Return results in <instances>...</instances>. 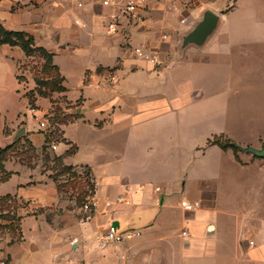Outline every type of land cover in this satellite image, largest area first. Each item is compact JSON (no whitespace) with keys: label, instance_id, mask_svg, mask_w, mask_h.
Segmentation results:
<instances>
[{"label":"crops","instance_id":"1","mask_svg":"<svg viewBox=\"0 0 264 264\" xmlns=\"http://www.w3.org/2000/svg\"><path fill=\"white\" fill-rule=\"evenodd\" d=\"M139 1L142 7L132 16L123 12L124 0L107 6L101 0H0L1 25L30 34L36 46L52 55L65 88L53 91L52 98L65 102L63 111L71 118L61 125L58 141L51 143L55 149L50 144L47 150L72 171L90 169L98 207L86 219L77 201L66 197L48 173L14 159L5 161L11 175L0 183V197L11 195L22 204L17 211L19 236L0 248L6 264H134L133 243L124 240L100 248L98 233L114 225L118 232L139 230L141 244L166 243L171 222L189 211L182 201L198 202L196 217L207 223L201 235L185 238L180 232L188 252L207 249L208 244L203 256L214 255L210 248L218 233L233 229L213 221L218 211L210 190L202 191L200 199L186 200L182 195L188 188L186 174L200 166L197 152L228 151L208 143L216 135L214 118L225 115L227 108L207 99V86L213 80L210 62L223 58L232 45L258 41L254 34L235 31L229 19L264 15V0ZM206 10L220 16L212 38L201 46L182 47V36ZM110 23L116 25L115 31L108 29ZM135 48L157 56L160 64L138 57ZM35 58L18 46L0 43L1 148L14 143L13 135L20 128H24L20 139L30 141L37 151L50 134L36 125L40 116L50 114V102L42 97L47 108L30 110L22 87L26 81L28 86L34 82L20 80L29 77L21 71L22 65ZM217 65L225 68L224 61ZM108 71L118 79L113 85L105 81ZM255 140L247 145L259 148ZM161 167H169L172 176H160ZM216 170H204L198 180L214 181L221 176ZM121 193V202L106 206ZM177 193L179 206L171 202ZM243 213V208L236 213L234 224L238 264H264V220L248 221L251 235H243L236 230ZM183 230L189 233L188 228ZM139 261L148 263L145 257Z\"/></svg>","mask_w":264,"mask_h":264},{"label":"rangeland","instance_id":"2","mask_svg":"<svg viewBox=\"0 0 264 264\" xmlns=\"http://www.w3.org/2000/svg\"><path fill=\"white\" fill-rule=\"evenodd\" d=\"M229 22L235 31L254 34L255 37L257 36L258 41L240 46L232 45L223 58L213 57L214 60H211L210 73L212 76L210 77H213L214 81L212 80L207 86V99L213 100L216 107L223 104L227 107L225 115H216L212 129L214 134H216L215 136L220 135L219 140L221 142L227 140L234 144L240 142L238 145L245 147L248 146V143L254 145L257 138L258 147L264 148V15H254L247 20H241L236 17L229 19ZM212 36L211 34L206 42L210 41ZM221 61L225 63L224 69L217 67V63H221ZM43 65V59L36 55L35 59H30L28 63L22 65L21 71H27V76L29 77L20 76V80L25 81L31 78L34 82L31 86H28L26 85L28 81H26L22 87L26 96L32 100L31 105H28L30 110L47 108V103L40 99L42 97L50 102V114L40 117L47 122L45 130H49L51 138L57 140L60 137L61 124L59 122H66L71 116L66 115L65 111H63L66 106L63 100L52 98L54 94L50 87H42L39 83H35L34 79L36 77L46 78L54 74L53 72L39 73ZM55 107L58 108L55 111L57 114L52 110ZM27 117L32 118L28 113ZM36 125L39 126L38 122ZM219 132L225 133L218 134ZM25 141L26 139L19 138L10 146L14 145L15 151L26 153L24 161L26 160V164L30 167H35L43 173H48L52 179L56 177L54 180L57 187L60 191L66 192V197H73L77 201V198L80 197L78 193L83 191L81 200L77 202L81 206L93 195L91 189L94 188V182L92 179L90 180V174L86 175V169L81 168L76 171L62 173L59 171L60 169L55 168V163L52 160L56 155L52 151L47 150V148L46 150L40 149L37 151L34 149V151H29L28 144ZM236 148V150L228 148L229 152H221L217 148H209L203 155L197 152L196 155L200 160V166H195L194 171L188 172L185 176V179L189 180L191 175H193V180L190 182L186 181L185 187L188 188L182 196L186 200L196 197L200 199L202 191L210 190L214 194V208L218 211V213L214 212L213 221L218 223V225L219 223L233 225V229L218 233L216 239L213 240L210 249L213 250L212 254L214 255L203 256V252L209 249L208 244L206 245L207 249L202 247L196 251L188 252L186 244L181 242L182 239H180L179 234L183 229L188 228L190 235L197 236L201 235V232L207 227V223L204 220H199L196 217L198 208H195L184 211L182 218H175L171 222L170 231L175 234L172 235L166 229V243L151 240L141 244L139 242L142 236L141 232L135 239L127 240L133 243L131 249L135 255L134 264H142L139 261L141 257H145L148 261V263L144 264H238L240 255H237L233 240L236 213L243 208L244 213L240 215L236 223V230L238 229L240 233L242 231L243 235H251L248 233L250 229L246 225L248 221L264 220V157H257L251 153L241 151L237 146ZM206 159L209 160V164L206 163ZM217 162L219 163L218 166ZM211 163L217 164L213 167ZM212 168L214 170L218 168L221 176L212 182L198 180L202 179L204 170H211ZM157 169L162 174L160 176L164 178L172 176V171L169 167ZM79 188L81 190H78ZM180 198V194H173L171 202L179 206ZM21 205L17 201L15 208L10 207L8 211L0 212L1 217L8 216L12 220L0 217V248H4L12 236H17L18 234L19 216L17 211ZM148 210L156 212V207H150ZM120 224L122 226L123 221ZM155 235L157 234H152V236ZM246 243L249 244V241L246 240Z\"/></svg>","mask_w":264,"mask_h":264},{"label":"trees","instance_id":"3","mask_svg":"<svg viewBox=\"0 0 264 264\" xmlns=\"http://www.w3.org/2000/svg\"><path fill=\"white\" fill-rule=\"evenodd\" d=\"M0 43H6V44H9L11 46H18L20 49H22V51L27 56H29V55L40 56L44 61V65L42 66L39 73H51V72H53L54 74L49 75L46 78L36 77V79H34L35 83H39L42 87H50L52 92L53 91L62 92L65 90V88L61 85L62 78L60 77V74L58 73L57 68L52 65V55L50 53H48L44 48L36 46L32 36L30 34H28L26 32H22V31L6 30L0 23ZM28 101H29V104L31 105L32 100L29 97H28ZM57 109H58L57 107H55L54 109L52 108V110H54V112ZM64 123H66V122L65 121L59 122V124H61V125ZM219 137L220 136H213L208 141V143L209 144H216L219 147H221L222 149H228V148H232L233 150L237 149L236 145L233 142H231L230 140H227L225 142H221L219 140ZM58 139L53 140L51 138L50 134H48V137L46 139V144L43 146L42 149L46 150L48 145H50L54 141H58ZM25 143L28 144L29 151H34L35 148L33 147V145L31 144L30 141L26 140ZM14 147H15L14 145H12V146L8 145V146H5L3 148L0 147V183L6 181L11 175V172L6 171L4 168V162L5 161H7L9 159H15V160H18L21 164H24V165L30 167L28 164H26V162H25L26 160L24 161V157H25L24 155H26V153L20 152V151H15ZM52 161H54V163H55V168L60 169L59 171H61L62 173H68V172L72 171V169H73L72 166L64 165L62 162V158L60 156H55ZM83 169H86V175L90 174L89 168L83 167ZM55 178L56 177H54V179ZM91 179L92 178H90V180ZM92 181H93V179H92ZM78 190H81V189L79 188ZM91 190L93 193L94 188H92ZM82 193H83V191H81V193H78V196H80V197L77 198V202L81 200V198L83 196V195H81ZM17 201L18 200L14 196H11V195L1 196L0 197V212L4 211V210L8 211V209L10 207L15 208L17 206ZM1 218L6 219V220H11V218L8 216H2ZM19 220H20V218L18 217V223H19ZM17 231H18V234H17V237H18L19 233H20L19 227H18ZM15 237L16 236H12L10 241H13V239H15Z\"/></svg>","mask_w":264,"mask_h":264},{"label":"built area","instance_id":"4","mask_svg":"<svg viewBox=\"0 0 264 264\" xmlns=\"http://www.w3.org/2000/svg\"><path fill=\"white\" fill-rule=\"evenodd\" d=\"M11 1H17V0H11ZM113 1L114 0H101V3L103 5L107 6V5H110ZM141 7H142V4L139 0H124L123 12L128 14V15L134 16L135 14H137L138 10ZM108 29L110 31H115L116 25L114 23H110L108 26ZM134 52L138 57H142V58L148 60L153 65H159L160 64V60L157 56H154V55H152V54H150V53H148V52H146L140 48H135ZM105 81L108 84L113 85L118 81V79H117L116 75L114 74V72L108 71V72H106ZM38 124H39V128H41L43 130H45L47 128V122L43 118L38 119ZM55 147L56 146L54 144H52V148L55 149ZM123 199H124V194H122V193L118 194V196L114 199V201L108 202L106 204V206H111L112 204H114V202H121ZM181 205L185 210H193L199 204H198V202L189 203L186 201H182ZM80 209L85 214V216H86L85 218L89 219L91 217V215L95 214L98 210L97 201L93 198V196H90L80 206ZM181 234L185 238H187L189 236V233L187 230H182ZM139 235H140L139 230L127 229V230L118 232L116 230V227H114V225H110L109 227L105 228L104 230H101L98 233L97 242H98V246L100 248H105L110 243H120V242H123L124 240L134 239V238L138 237ZM249 243L252 244L253 242L251 241ZM0 264H6L5 260L0 258Z\"/></svg>","mask_w":264,"mask_h":264},{"label":"water","instance_id":"5","mask_svg":"<svg viewBox=\"0 0 264 264\" xmlns=\"http://www.w3.org/2000/svg\"><path fill=\"white\" fill-rule=\"evenodd\" d=\"M219 19V14L215 13L212 10H206L203 14L202 19L199 22L192 23L189 31L182 36L180 40V45L182 47H187L189 45L201 46L204 43H207L206 41L208 37L211 34H214L218 26ZM23 134L24 128H20L19 130H17L13 135V142L19 139ZM236 146L241 151L251 153L252 155L257 157H264V148H254L252 146L243 147L239 145ZM209 228H211V226Z\"/></svg>","mask_w":264,"mask_h":264}]
</instances>
